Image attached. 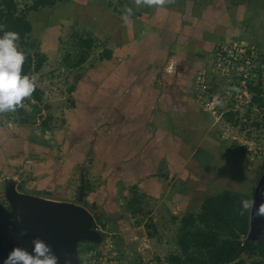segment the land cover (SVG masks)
<instances>
[{
    "label": "rangeland",
    "instance_id": "rangeland-1",
    "mask_svg": "<svg viewBox=\"0 0 264 264\" xmlns=\"http://www.w3.org/2000/svg\"><path fill=\"white\" fill-rule=\"evenodd\" d=\"M15 1L19 12L28 14L34 26L20 47L32 54L35 62L42 61L43 68L31 74L36 77L33 93L14 111L0 112L3 210H12L6 196L11 184L16 188L23 185L32 193L38 187L51 190L53 195L57 193L93 215L103 212L116 219L115 226L105 216L101 222L95 218L100 240L79 243V264H96L94 260L97 262L106 253L113 256L114 264H170L171 256L182 254L178 245L182 217L198 214L208 196L227 190L241 200L248 196L253 200L264 174V107L255 100L264 99V9L257 12L258 5L264 8V0L252 6L248 1V12L252 14L239 27L242 31H234L229 39L212 45L198 59L192 74L183 73L185 83L181 84L182 90L177 89L176 100L184 122L176 125L177 132H182L176 140L186 153L182 157L190 158L189 174L170 182L173 189L168 200L172 201L175 191L180 193L178 211L173 216L162 215L158 223L154 214L158 205L148 199L135 212L128 211L131 188L130 193L126 190L118 210L107 208L108 201L102 204L97 196L102 183L110 180L99 177L100 169L93 168L98 158L91 143L97 138L92 132L101 128V122L95 120L89 125L83 121L87 113L96 119L97 109L88 105L87 111L81 104L83 112L77 111L76 88L99 65L110 41L98 36L94 27L79 20V15L65 19L64 0L39 13L26 11L31 1ZM84 54L87 60L78 65ZM172 92L167 93L175 96ZM169 109L173 112L174 105ZM90 133L93 139L87 136ZM80 188L84 190L82 202ZM263 238L264 225L255 224L243 241L259 242ZM242 258L246 264L264 259L248 253Z\"/></svg>",
    "mask_w": 264,
    "mask_h": 264
},
{
    "label": "crops",
    "instance_id": "crops-1",
    "mask_svg": "<svg viewBox=\"0 0 264 264\" xmlns=\"http://www.w3.org/2000/svg\"><path fill=\"white\" fill-rule=\"evenodd\" d=\"M248 1L252 6L259 0H64L65 19L79 15L111 43L110 57L76 88L77 111L83 112L81 104L87 111L88 105L97 109L96 119L87 113L83 121L101 122L91 143L98 158L93 168L100 169L99 177L111 180L97 192L99 202L108 201L107 208L118 210L126 192L136 187L142 201L158 205L155 223L162 215L177 214L180 193L175 191L169 202L170 182L187 177L190 161L182 157L186 153L176 140L182 133L176 125L184 122L178 113L177 89H183V73L192 74L212 45L242 31L239 27L252 14ZM258 6L257 12H263ZM169 90L176 95L169 96ZM92 133L87 134L90 139ZM23 187L26 194L42 197L39 191H44V198L69 202L51 190L38 187L32 193ZM103 214L108 223L116 224V219Z\"/></svg>",
    "mask_w": 264,
    "mask_h": 264
},
{
    "label": "trees",
    "instance_id": "trees-1",
    "mask_svg": "<svg viewBox=\"0 0 264 264\" xmlns=\"http://www.w3.org/2000/svg\"><path fill=\"white\" fill-rule=\"evenodd\" d=\"M28 1H31L32 5L26 11L33 13L41 12L42 8L53 9L62 2V0ZM33 29V23L28 19V14L19 12L18 3L15 0H0V35L3 34V31H15L20 36L19 46H24ZM83 43L87 44L88 41ZM32 57V54L27 53L23 66V72L30 75L32 72L34 74L40 72L43 68V62H35ZM104 57L109 58L110 53L106 52ZM104 57L101 60H104ZM86 60L87 55L84 54L77 64H83ZM70 90L73 92L75 86L71 87ZM255 90V88H251L252 93ZM255 100L264 107V99L255 97ZM17 190L19 192L25 191L21 185L17 187ZM132 192L133 197L127 204V209L135 212L143 205V201L136 187L132 188ZM39 194L47 195L44 191H39ZM246 199L252 200L250 196ZM240 202L241 199L225 190L208 196L198 214L188 213L184 215L178 239L182 254L171 256L169 263L246 264L242 258L245 253L264 258V238L259 242L243 241V237L248 236L250 231L251 208L246 211L242 210ZM96 220L101 222L102 218L97 215ZM94 229H97V223L94 224ZM252 264H264V259Z\"/></svg>",
    "mask_w": 264,
    "mask_h": 264
},
{
    "label": "water",
    "instance_id": "water-1",
    "mask_svg": "<svg viewBox=\"0 0 264 264\" xmlns=\"http://www.w3.org/2000/svg\"><path fill=\"white\" fill-rule=\"evenodd\" d=\"M11 212L0 207V264L14 247L33 251L37 238L51 246L59 264H79L78 245L82 240L97 242L100 234L94 229L96 216L85 207L19 192L12 184L7 188ZM84 198L81 189L79 201ZM251 226L264 223L258 209L264 205V174L253 197ZM19 218V219H18ZM108 220H110L108 218Z\"/></svg>",
    "mask_w": 264,
    "mask_h": 264
},
{
    "label": "clouds",
    "instance_id": "clouds-1",
    "mask_svg": "<svg viewBox=\"0 0 264 264\" xmlns=\"http://www.w3.org/2000/svg\"><path fill=\"white\" fill-rule=\"evenodd\" d=\"M19 39L15 31H3L0 35V112L14 111L35 90V75L23 72L27 53L19 46ZM240 203L246 211L253 207L254 201L245 198ZM257 211L264 216V205ZM33 244L32 252L14 247L3 264H59V257L44 240L37 238Z\"/></svg>",
    "mask_w": 264,
    "mask_h": 264
},
{
    "label": "built area",
    "instance_id": "built-area-1",
    "mask_svg": "<svg viewBox=\"0 0 264 264\" xmlns=\"http://www.w3.org/2000/svg\"><path fill=\"white\" fill-rule=\"evenodd\" d=\"M99 260L96 262V260H94V262L96 264H114V259L113 256L108 255L107 253L98 257Z\"/></svg>",
    "mask_w": 264,
    "mask_h": 264
},
{
    "label": "flooded vegetation",
    "instance_id": "flooded-vegetation-1",
    "mask_svg": "<svg viewBox=\"0 0 264 264\" xmlns=\"http://www.w3.org/2000/svg\"><path fill=\"white\" fill-rule=\"evenodd\" d=\"M43 197V196H42ZM258 225H264V223L262 224H258ZM250 229H251V211H250Z\"/></svg>",
    "mask_w": 264,
    "mask_h": 264
}]
</instances>
